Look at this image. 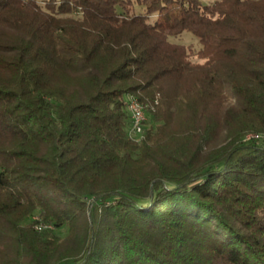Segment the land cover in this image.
<instances>
[{
  "label": "trees",
  "instance_id": "1",
  "mask_svg": "<svg viewBox=\"0 0 264 264\" xmlns=\"http://www.w3.org/2000/svg\"><path fill=\"white\" fill-rule=\"evenodd\" d=\"M0 264H264V0H0Z\"/></svg>",
  "mask_w": 264,
  "mask_h": 264
},
{
  "label": "built area",
  "instance_id": "2",
  "mask_svg": "<svg viewBox=\"0 0 264 264\" xmlns=\"http://www.w3.org/2000/svg\"><path fill=\"white\" fill-rule=\"evenodd\" d=\"M126 109L130 116V127L128 134L133 139H141L146 119L145 110L141 103H134L126 98Z\"/></svg>",
  "mask_w": 264,
  "mask_h": 264
},
{
  "label": "rangeland",
  "instance_id": "3",
  "mask_svg": "<svg viewBox=\"0 0 264 264\" xmlns=\"http://www.w3.org/2000/svg\"><path fill=\"white\" fill-rule=\"evenodd\" d=\"M169 39L171 41H175V42H181V43H190L195 49L197 47H199V44L196 42L197 38L190 32L188 31H183L181 34L179 35H175V36H170ZM146 119L145 122L148 121V114L146 113ZM144 133V131H143Z\"/></svg>",
  "mask_w": 264,
  "mask_h": 264
},
{
  "label": "bare ground",
  "instance_id": "4",
  "mask_svg": "<svg viewBox=\"0 0 264 264\" xmlns=\"http://www.w3.org/2000/svg\"><path fill=\"white\" fill-rule=\"evenodd\" d=\"M127 99H128V100H133L134 103H140V102L137 100V98H135V97L132 96V95L127 96ZM141 137H142V135H141Z\"/></svg>",
  "mask_w": 264,
  "mask_h": 264
}]
</instances>
